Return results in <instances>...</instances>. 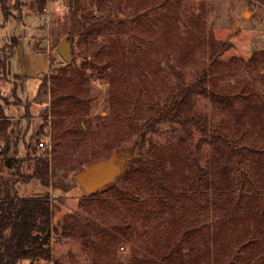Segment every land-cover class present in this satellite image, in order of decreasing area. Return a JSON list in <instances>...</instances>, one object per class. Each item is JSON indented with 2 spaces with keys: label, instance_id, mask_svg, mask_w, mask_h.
Returning <instances> with one entry per match:
<instances>
[{
  "label": "rangeland",
  "instance_id": "rangeland-1",
  "mask_svg": "<svg viewBox=\"0 0 264 264\" xmlns=\"http://www.w3.org/2000/svg\"><path fill=\"white\" fill-rule=\"evenodd\" d=\"M17 1L7 0L8 17L0 3V36L19 40L10 61L12 74L0 83V112L24 118L22 126L16 127L22 139L19 156L26 154L25 143L42 155L45 148L38 143L44 138L51 151L54 131L65 132L57 151L63 163H55V167L62 190L68 192L47 189L37 179L18 186L22 197L50 191L55 202L53 226L59 230L53 234V259L88 264L94 257L101 263L114 259L131 264L135 246L170 232L173 239L186 230L189 250L168 264H264L260 258L264 225L259 227L246 213L236 214L231 206L219 203L216 209L212 191L209 197L203 187L199 191L200 181L190 169L193 158L187 162L184 151L187 146L195 150L197 145L206 152L212 150L201 130L207 126L230 136L247 133L254 137L264 132V0ZM98 1L105 11H114V16L104 14L83 41L75 35V62L67 68L57 46L84 13L100 19L95 6ZM207 32L213 40L231 45L211 65L209 44L194 42ZM254 53L260 58L256 64L250 61ZM198 78L201 84L189 97V107L204 119L201 128L190 127L192 138L168 125L147 136L148 147L163 150L165 184L176 199L151 200L131 210L125 206L109 209L105 213L108 221L109 217L125 216L129 225L120 232L111 230L119 245L107 253L85 245L75 233L64 236L60 222L67 214L80 211V200L85 197L77 175L114 159L112 180L100 187L105 189L120 171L121 153L135 150L138 130L148 121L147 110L162 105L165 94L175 92L179 83L190 85ZM245 187L247 191L248 184ZM220 210L225 222L218 225ZM92 239L97 240L95 236Z\"/></svg>",
  "mask_w": 264,
  "mask_h": 264
},
{
  "label": "trees",
  "instance_id": "trees-1",
  "mask_svg": "<svg viewBox=\"0 0 264 264\" xmlns=\"http://www.w3.org/2000/svg\"><path fill=\"white\" fill-rule=\"evenodd\" d=\"M6 2L7 0H0L2 12L5 17H8ZM95 6L100 19L94 20L89 14L84 13L82 18L67 31V37L70 40H74L75 35L79 36L80 41L90 37L93 33L90 28L99 26L101 19L105 18L104 14L113 18L114 11H105L101 1H98ZM76 7H79L78 2ZM71 8L75 9V1H72ZM120 12L117 10V13ZM207 33L201 36L202 38L200 36L196 38L194 42L197 45L209 44L211 58L209 65H211L216 63L215 57L225 54L230 50L231 45L227 42H217L213 40L211 32ZM8 39L0 36V83L8 81L12 74L10 61L19 42L17 37H13L11 41ZM261 57L264 65L263 53ZM259 59V55L254 53L250 61L256 64ZM53 60L54 57H51V65ZM74 62V59L70 62L63 60L67 68ZM203 69L206 72L208 68ZM14 77L24 81V78L18 74ZM200 84L201 78L190 85L179 83L175 92L173 90L165 94V101L162 105L158 107L154 105L147 110V123L140 130L135 128L139 133L138 140L133 145L135 150L132 153L129 151L121 153L120 161L118 159L120 171L113 182L104 187L105 189L99 188L92 193H86L83 190L85 197L80 200V211L67 214L60 222L64 236L71 237L75 233L85 245H92L107 253L114 246L119 245L118 238L110 234L111 230L120 232L123 227L126 228L129 225L125 216L109 217L111 221H108L105 213L109 209L118 208L120 210L121 206H125L131 210L133 206H146L145 204L151 200L168 202L176 199L165 184L163 150L154 145L148 147L147 136L157 131L159 127L168 125L192 138L190 127L201 128L200 125L205 122L189 107L191 106L189 97ZM16 127L12 118L1 110L0 264H21L24 261L34 264L40 260L65 264L60 258L53 259V234H58L59 230L58 227L53 226L55 202L51 199L50 191L38 197H22L18 193L20 184L28 183L33 179L39 180L47 189H63L61 179L57 177L55 163H63L57 156V151L61 146L59 139L64 140L65 132L60 133L55 130L52 135L51 151L49 147H46L42 155L32 148V144L28 145L24 141L26 154L19 156V143L22 139L16 132ZM201 130L206 136L205 143L208 142V145L212 147L211 153L202 150L201 145H197L195 150L188 146L184 148V151L188 153L187 162L189 158H193L190 169L192 176L194 175V178L200 181L199 191L200 187H203L208 197L209 192L212 191L215 208L219 203L222 206H231L236 214L246 213L257 220L259 227H262L264 225V132L252 137L247 133L230 136L217 129H209L208 126ZM94 163L96 162L92 160V164ZM247 184L249 189L245 191ZM62 191L68 192V190ZM218 215L217 224L224 220L221 210ZM79 227L80 230H78ZM188 234L189 232L184 230L173 239L171 232L169 235L154 236L152 242L133 248L130 263L168 264L173 257L178 256L184 250H189L190 245L186 243ZM93 236L97 240L92 239ZM260 258L264 262V253ZM71 264L83 263L73 261ZM88 264L121 263H116L114 259L101 263L93 257L89 259Z\"/></svg>",
  "mask_w": 264,
  "mask_h": 264
},
{
  "label": "water",
  "instance_id": "water-1",
  "mask_svg": "<svg viewBox=\"0 0 264 264\" xmlns=\"http://www.w3.org/2000/svg\"><path fill=\"white\" fill-rule=\"evenodd\" d=\"M74 41L64 38L57 46V52L65 62H70L75 53ZM115 171L114 159L99 162L77 175L76 181L86 193H92L109 183Z\"/></svg>",
  "mask_w": 264,
  "mask_h": 264
},
{
  "label": "crops",
  "instance_id": "crops-1",
  "mask_svg": "<svg viewBox=\"0 0 264 264\" xmlns=\"http://www.w3.org/2000/svg\"><path fill=\"white\" fill-rule=\"evenodd\" d=\"M7 115L12 118V121L17 125V127L22 126L23 120H24V118H22V116H19L18 114H7ZM27 264H30V263L27 261Z\"/></svg>",
  "mask_w": 264,
  "mask_h": 264
},
{
  "label": "built area",
  "instance_id": "built-area-1",
  "mask_svg": "<svg viewBox=\"0 0 264 264\" xmlns=\"http://www.w3.org/2000/svg\"><path fill=\"white\" fill-rule=\"evenodd\" d=\"M38 147H40V148L49 147L48 142H47V138L40 140V142L38 143Z\"/></svg>",
  "mask_w": 264,
  "mask_h": 264
}]
</instances>
